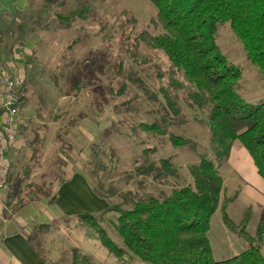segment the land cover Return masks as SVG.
I'll list each match as a JSON object with an SVG mask.
<instances>
[{"label":"rangeland","instance_id":"obj_1","mask_svg":"<svg viewBox=\"0 0 264 264\" xmlns=\"http://www.w3.org/2000/svg\"><path fill=\"white\" fill-rule=\"evenodd\" d=\"M78 7L85 9L81 18L58 17ZM161 32L150 0H25L24 9L0 17V82L12 71L24 74L23 103L32 107L19 127L21 143L9 152V209L32 201L27 207L35 212L29 213L31 219L39 216L42 209L34 201L50 194L76 164L108 205L131 207L140 197L165 196L191 184L189 166L201 156L214 160L207 109L187 106L188 84L150 45V37ZM216 44L241 69L240 96L252 104L264 102V77L246 59L228 22L218 25ZM161 89L178 97L172 100L176 113ZM57 95L68 97L60 101ZM143 122H158L167 134L188 138L191 144L173 147L167 135L140 129ZM235 145L243 148L239 141ZM162 159L168 160L170 172L156 170ZM150 166L152 171H143ZM240 199L230 208L238 223L250 206L256 210L250 199ZM116 216L109 212L100 223L123 246L113 228ZM239 235L226 227L219 206L207 232L214 259L244 250L247 241ZM28 236L49 264H73V249L76 264H150L130 253L109 254L97 235L75 218H58L37 233L31 228Z\"/></svg>","mask_w":264,"mask_h":264},{"label":"trees","instance_id":"obj_2","mask_svg":"<svg viewBox=\"0 0 264 264\" xmlns=\"http://www.w3.org/2000/svg\"><path fill=\"white\" fill-rule=\"evenodd\" d=\"M157 10L162 32L150 37V45L161 52L169 66L189 86L187 106L207 109L210 143L215 158L201 156L189 166L191 184L173 188L165 196L146 195L133 201L131 207L108 205L99 213H81L76 220L92 230L101 246L111 255L126 253L150 264H264V214L255 235L247 234L250 217L247 210L238 224L227 215V204L235 196L221 198L223 180L218 164L228 157L232 144L239 141L253 160L257 173L264 179V102L252 104L240 96L241 69L228 61L216 44L218 25L229 23L241 42L246 59L264 77V0H150ZM85 9L78 7L63 17L81 18ZM25 82L18 93L22 100ZM167 104L176 113L172 100L175 94L161 89ZM153 135L168 136L173 147L188 146L190 139L167 134L158 122L139 124ZM40 143L33 149L37 154ZM156 170L170 172L169 162L162 159ZM217 162V163H215ZM10 169V168H9ZM153 170V167L143 171ZM158 172L157 176H164ZM10 173L8 171L7 181ZM96 194L102 198L101 192ZM221 206L222 220L231 231L247 241L248 248L223 260H215L207 236L210 218ZM116 213L113 228L120 238L119 246L101 225V218ZM50 224L32 227V233L47 229ZM239 228V230H238ZM28 240L31 242L30 238ZM73 264L78 252L73 249ZM83 256V261L86 259Z\"/></svg>","mask_w":264,"mask_h":264},{"label":"crops","instance_id":"obj_3","mask_svg":"<svg viewBox=\"0 0 264 264\" xmlns=\"http://www.w3.org/2000/svg\"><path fill=\"white\" fill-rule=\"evenodd\" d=\"M24 8L25 0H0V17ZM17 69L21 68L18 67ZM2 89L3 84L0 82V100ZM26 90L24 87L22 92L23 98L19 104L23 116L22 124L26 123V119H24L26 117L25 112L26 110H30L31 107V105L29 107L24 105V103L27 104ZM57 97L61 101L65 100L68 95H57ZM29 100L27 99V101ZM32 106L35 108L34 103ZM20 128L22 129V127ZM20 128L13 148L19 146L21 143V138H19ZM217 167L223 180L221 198L224 194L226 196H235L227 204L226 212L228 217L231 219L230 208L241 200L240 197L250 199L252 201L251 205L256 208L253 211V208L250 205V207L248 206L250 217L245 230L248 235L253 236L257 224L261 219V214L264 212V179L257 173L253 160L246 149L244 147H237L235 142L232 144L226 160L220 162ZM8 190L7 185L5 188L0 189V264H49L28 240L29 231L33 226L43 223L51 224L52 221L62 217L71 220L81 213H99L108 206V200L96 194L90 179L79 164L71 166L65 178L56 185L50 194L43 197L40 196L34 201L42 209L39 216H34V219L31 218L35 212L27 208L33 203L32 201L20 207L9 209L12 205L9 203L10 194ZM6 210H8V213H6ZM39 217L46 219L50 223L45 221L37 224L35 219ZM252 217H256L252 226L253 233L249 231ZM233 222L238 223V221ZM247 248L248 244L246 248L244 247V250ZM262 252H264V244H262ZM223 259L227 258L221 256L218 260Z\"/></svg>","mask_w":264,"mask_h":264},{"label":"built area","instance_id":"obj_4","mask_svg":"<svg viewBox=\"0 0 264 264\" xmlns=\"http://www.w3.org/2000/svg\"><path fill=\"white\" fill-rule=\"evenodd\" d=\"M25 82L21 72L7 74L2 79L0 100V189L7 185L10 168L9 152L14 147L23 116L19 108L18 93Z\"/></svg>","mask_w":264,"mask_h":264}]
</instances>
